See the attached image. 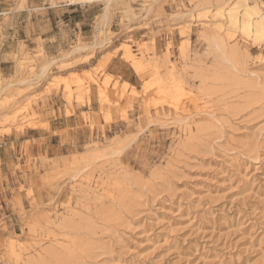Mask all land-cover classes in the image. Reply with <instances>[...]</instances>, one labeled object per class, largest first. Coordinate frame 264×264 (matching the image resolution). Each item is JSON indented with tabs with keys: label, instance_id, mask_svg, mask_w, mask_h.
<instances>
[{
	"label": "rangeland",
	"instance_id": "374dc122",
	"mask_svg": "<svg viewBox=\"0 0 264 264\" xmlns=\"http://www.w3.org/2000/svg\"><path fill=\"white\" fill-rule=\"evenodd\" d=\"M236 2L103 24L104 2L0 0V264H264V38L213 13Z\"/></svg>",
	"mask_w": 264,
	"mask_h": 264
},
{
	"label": "bare ground",
	"instance_id": "6f19581e",
	"mask_svg": "<svg viewBox=\"0 0 264 264\" xmlns=\"http://www.w3.org/2000/svg\"><path fill=\"white\" fill-rule=\"evenodd\" d=\"M92 1H99V2L105 3V13H104V17H103L104 18L103 24H104L111 14V9H112L111 7H112L113 3H115L117 0H69V3L71 5H84V4L92 2ZM213 13H216L214 15L216 17H224L225 16L227 18V21H228L227 22L228 26H226V27L230 28L231 30L242 31L246 36L252 37V38L254 37L257 40L260 38H264V9L257 2H255L254 4H250L249 0H238V2H236L229 9H224L223 7H220L217 10V12H213ZM169 19H170V17H169ZM215 19H217V18H215ZM188 22H191V21H188ZM184 33H185V31L183 32V34ZM212 41H213V44H215L219 50H222V48H223L222 42L219 40L218 36L212 37ZM79 47H82V46H79ZM82 48H85V46H83ZM167 92L169 93V90H167Z\"/></svg>",
	"mask_w": 264,
	"mask_h": 264
},
{
	"label": "crops",
	"instance_id": "0c3cea01",
	"mask_svg": "<svg viewBox=\"0 0 264 264\" xmlns=\"http://www.w3.org/2000/svg\"><path fill=\"white\" fill-rule=\"evenodd\" d=\"M4 63V60H1V64ZM82 70H87V68H83ZM133 70L134 68L131 66L129 62L123 59L122 53H119L117 56L113 57L107 66V74L114 76V77H119L121 78L122 82H126L130 86H135L132 79L128 78V73L129 71ZM62 96H55L51 98V101L48 103V110L49 112L43 113L44 117H49V124L50 126L53 125L54 120L51 118L52 116V110L57 111L58 109H61L62 106H64V103H60L62 101ZM19 145V143H16Z\"/></svg>",
	"mask_w": 264,
	"mask_h": 264
}]
</instances>
